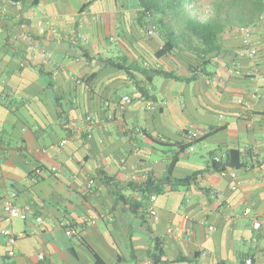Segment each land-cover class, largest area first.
I'll return each instance as SVG.
<instances>
[{
	"label": "crops",
	"instance_id": "0c3cea01",
	"mask_svg": "<svg viewBox=\"0 0 264 264\" xmlns=\"http://www.w3.org/2000/svg\"><path fill=\"white\" fill-rule=\"evenodd\" d=\"M138 10L136 0H0V264H157L155 238L170 264H264V20L254 58L243 35L229 37L195 81L140 83L146 98L124 93L132 82L104 62L162 48L152 47L161 37L141 39ZM178 66L163 69L193 75ZM208 133L180 155L174 179L230 149L246 167L149 201L119 191L168 175L179 149L154 139ZM7 205L27 220L6 222Z\"/></svg>",
	"mask_w": 264,
	"mask_h": 264
},
{
	"label": "trees",
	"instance_id": "16d2710c",
	"mask_svg": "<svg viewBox=\"0 0 264 264\" xmlns=\"http://www.w3.org/2000/svg\"><path fill=\"white\" fill-rule=\"evenodd\" d=\"M137 9L139 14V23L142 26L144 19L147 20V14L150 13L152 18L157 16L156 34L157 30L160 32L161 40L164 45L160 50L156 52V57L161 59L171 53H174L176 49H180V44L184 43L190 51L199 52L200 59L202 61L199 68L191 66L189 71L193 75L189 78H184L177 75L175 72H169L165 69H141L137 68L148 83H152L154 78L163 77L168 80L176 82L191 83L197 79V73L200 69L210 64V55H218L222 51L223 42L221 40L222 34L226 31L230 16L232 14L223 17L221 10L216 8L215 16H208L206 20H201L198 15H193V12L200 10L198 6L192 3L193 0H136ZM256 7V14L251 15L250 20H242L239 18L241 26L254 27L261 22L262 14H264V2L263 0L256 1L254 4ZM147 23V22H146ZM194 44V46H193ZM197 47V48H195ZM107 67L114 68L118 71H122L127 74L129 80L141 92L143 97L149 98L150 94L140 85L139 80L136 79L133 74V69L128 65V58L124 56L118 61L105 60ZM198 69V70H197ZM202 69V71L204 70ZM52 86V84H51ZM57 102L60 104V97H57ZM60 107V105H59ZM137 135L135 130L134 135ZM210 133L200 137L192 138V142L189 144H181L178 142H159L154 139L153 141L164 147L178 148L179 151L173 155L172 162L169 167V173L166 177L155 178L153 174H149L144 182L136 183L130 182L127 186L119 189V191H131L139 193L145 201H149L156 196L162 195L167 191V188L171 191H176L179 188H189L194 184H197L200 178L205 176L206 173H225L229 169L240 170L246 167V162L243 159L242 153L237 149H230L225 152L222 158H211L207 168L202 171H197L191 176L184 179H174L173 170L175 165L179 162L180 155L192 146L201 143ZM135 136L134 138H136ZM133 138V137H132ZM205 193L208 191L205 189ZM138 206V203H135ZM155 248L152 253V258L157 264H170V262L163 261L164 251L161 246V241L158 238L154 239ZM199 254L196 255V258ZM174 262H193L187 258L181 257ZM245 259H240L239 264H246ZM253 263V262H252ZM218 264H226V262H220Z\"/></svg>",
	"mask_w": 264,
	"mask_h": 264
},
{
	"label": "rangeland",
	"instance_id": "374dc122",
	"mask_svg": "<svg viewBox=\"0 0 264 264\" xmlns=\"http://www.w3.org/2000/svg\"><path fill=\"white\" fill-rule=\"evenodd\" d=\"M256 1H260V0H193L192 3L195 2L194 5L200 8V10L193 12V15H198L199 19L206 20L208 16L216 15L215 13L217 12L215 11L216 8L218 9V11L221 10L223 17H226L229 14H232V16H230L231 20H229L226 31L221 36V40L223 42V45L225 46L224 42H229L228 41L229 37H231V39L229 40L233 39L235 41L236 40L239 41V38H240L241 39L240 44H242L241 29L247 28V26H241L240 21L250 20L252 13L256 14L257 10L254 5ZM239 18H242V20H240ZM156 20H157L156 15H154V18L152 19L151 23H146L147 20L144 19V22H143L144 24H142V26L140 25L139 30H138L141 39L147 40L150 43H152V41L155 38L160 39V32L158 30H157V34L153 36L149 34L148 26H150V24L152 25L154 24L156 26ZM163 45H164V42L160 39L159 45L158 44L153 45L152 47H153V50H155V48L162 47ZM180 45L181 46L179 50L176 49L174 53H171L167 56V60H163L165 64H159L161 60L156 57V53L153 51L149 54L143 53L144 55L141 58H139V61H135V62L131 61L132 63H128V65L132 67V69L134 70L133 74L135 75L137 80L141 81V82L139 81L141 84L146 83V78L139 71H137V68L163 69L164 67H167V66L171 67L173 66V64L177 66V63L180 64V67L178 66V68L181 71H183L185 67L188 70L191 66L199 68L202 63L200 59L201 54L197 52L196 50L190 51L187 48V45L184 43H181ZM210 56H209V59H210ZM208 65H206L205 68ZM124 74L126 75V78L128 79V81L131 82L127 74L126 73ZM162 80H163V77H156L157 82H160ZM180 87H182V84L179 85V88ZM125 89L126 90H124V93L126 94H130L131 92H135L136 90L134 85L131 87V89L130 88L128 90L127 88ZM223 119H227V117H224ZM165 150H168V149L165 148ZM166 154L170 155L169 152H167Z\"/></svg>",
	"mask_w": 264,
	"mask_h": 264
},
{
	"label": "built area",
	"instance_id": "2783aa9c",
	"mask_svg": "<svg viewBox=\"0 0 264 264\" xmlns=\"http://www.w3.org/2000/svg\"><path fill=\"white\" fill-rule=\"evenodd\" d=\"M152 19H153L152 15L150 13H148L147 14V23H151ZM261 19H262L261 21L264 20V14L262 15ZM256 26L241 29V32L243 35V44L245 45L246 48H248L250 58H254V56H255L254 42L252 41V39H253L254 35L256 34V29L258 28ZM148 27H149V34L152 36L155 35L156 34V27H154L152 24H150V26H148ZM134 100L135 99H133L131 97H128L125 100H123L118 105L117 112H119V113L125 112L133 104ZM114 117H115L114 115H111L110 119L112 120V119H114ZM136 132H137V135H140L142 133V131L139 129H137ZM137 135L133 134L132 137L134 138ZM192 137H196V135H194ZM91 183H93V182H91ZM151 212H152V214H154L153 209H151ZM5 213H6V218H5L6 222H12L15 219H20L22 221H25L28 218V210L27 209L21 210L18 208H14L11 205H7L5 207ZM85 221L89 222V223H93V224L95 223L93 220L85 219ZM69 231H70V234H72V235H78L79 234L77 229L71 228ZM38 258L40 261H44L46 258V255L44 253H40L38 255ZM251 263L252 262L249 261L248 264H251Z\"/></svg>",
	"mask_w": 264,
	"mask_h": 264
}]
</instances>
